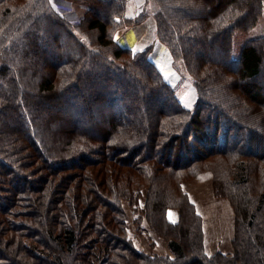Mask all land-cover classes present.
<instances>
[{
	"label": "trees",
	"instance_id": "obj_1",
	"mask_svg": "<svg viewBox=\"0 0 264 264\" xmlns=\"http://www.w3.org/2000/svg\"><path fill=\"white\" fill-rule=\"evenodd\" d=\"M81 1L73 24L49 0H0V264H264V90L254 82L264 75V31L234 50L264 0H150L160 37L196 87L191 107L150 49L114 39L146 10L135 19L126 0ZM213 48L221 59L207 55ZM85 84L97 88L76 106ZM65 105L71 113H53ZM203 171L234 207L232 254L207 253L182 188ZM147 187L145 215L173 256L128 237L122 201L138 203Z\"/></svg>",
	"mask_w": 264,
	"mask_h": 264
},
{
	"label": "rangeland",
	"instance_id": "obj_2",
	"mask_svg": "<svg viewBox=\"0 0 264 264\" xmlns=\"http://www.w3.org/2000/svg\"><path fill=\"white\" fill-rule=\"evenodd\" d=\"M49 1L55 11L59 13L62 18L70 21L73 24H76L79 21L77 18H82L84 12L86 11V6L81 0H61L65 4L70 5L69 11H66L67 13H64L62 7L54 2V0ZM131 1L134 2L135 8L134 11H131V15L129 16L127 15V7L125 6L126 17L139 19L140 16L143 17L142 14H145L146 11V14H149H147L144 20L139 21V23L136 22L132 23V25L129 24L118 28L114 34V39L121 45V43L117 39V36H120L121 34V37H124L133 28V26L137 27V30H139V32L141 31L144 36L138 43H136V45L128 47H132L135 50L150 49L149 58L157 65L167 82L171 84V86L176 88V96L182 101L185 106L191 107L198 95L196 87L191 76L175 59L171 46L168 43L164 42L160 37L158 20L156 18L155 11L151 7L150 0ZM73 15H76V19L73 18ZM142 22H144L143 25H141ZM263 31L264 11L261 19L255 26L248 30L236 32V34L234 35L235 52H240L241 45L244 43V41L262 35ZM124 47H126V45ZM213 47L215 48V46ZM214 48L208 51L207 55L211 57V59H221L222 55H218L217 50L215 51ZM217 55L220 57H218ZM263 78L264 75L258 76L256 79H254V82H259V87L261 86V90H264ZM125 82H127L128 84L130 83L129 80L126 81L125 79H122L121 85L125 86ZM93 87L94 84H85L84 95H80V99L75 98L74 104L76 106L83 104L82 98H87L90 91L94 90ZM115 87L116 86L112 85L106 90L109 91L111 89H114ZM128 93L129 95H127V97H135L136 95H139L137 91L134 93L133 91H130ZM65 107L66 109L60 107L59 110L57 108H54V110L52 111L56 114L61 113L62 117H65V115L72 112L74 106L65 105ZM132 112H136L135 114L138 113L135 109ZM99 117L100 116L97 114V112L93 110L91 111V116L89 118L93 119V121H97L99 120ZM256 147H258L259 149H263L264 141L261 140L260 142H258ZM182 188L189 195L191 202L196 207L197 213L202 218L207 253L209 255H213L216 252L220 251L226 254H232L234 251L233 238L235 235L236 213L231 200L225 195H219L216 193L211 172L203 171L197 177L183 180ZM142 193L143 194L140 197V200L136 204L131 203V201L127 199H124L122 201L123 207L128 216V237L131 239L136 248L145 253L161 256H173V253L170 250L166 239L157 234L151 228L145 215L144 206L145 198L148 193V187L142 190ZM169 214L170 220L176 221L178 219L177 209H171Z\"/></svg>",
	"mask_w": 264,
	"mask_h": 264
},
{
	"label": "crops",
	"instance_id": "obj_3",
	"mask_svg": "<svg viewBox=\"0 0 264 264\" xmlns=\"http://www.w3.org/2000/svg\"><path fill=\"white\" fill-rule=\"evenodd\" d=\"M126 3H127L126 5L127 15L130 16L131 11H134V8H135L134 2L131 0H127ZM144 22H142L141 25H143ZM143 36L144 34L141 33V31L139 32V30H137V27L133 26V28L124 37H121V34H120V36H117L118 37L117 39L121 43V46L122 45L133 46V45H136V43H138L142 39Z\"/></svg>",
	"mask_w": 264,
	"mask_h": 264
},
{
	"label": "built area",
	"instance_id": "obj_4",
	"mask_svg": "<svg viewBox=\"0 0 264 264\" xmlns=\"http://www.w3.org/2000/svg\"><path fill=\"white\" fill-rule=\"evenodd\" d=\"M54 2H56L58 5H60V7H62V10L64 11V13H67L66 11L70 9V5L65 4L64 2H62L61 0H54ZM69 13V12H68Z\"/></svg>",
	"mask_w": 264,
	"mask_h": 264
}]
</instances>
